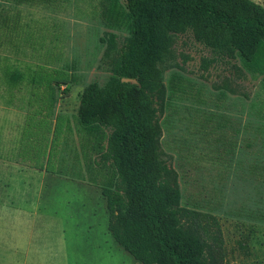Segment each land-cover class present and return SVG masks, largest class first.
I'll return each instance as SVG.
<instances>
[{
	"label": "rangeland",
	"instance_id": "374dc122",
	"mask_svg": "<svg viewBox=\"0 0 264 264\" xmlns=\"http://www.w3.org/2000/svg\"><path fill=\"white\" fill-rule=\"evenodd\" d=\"M131 31L124 0H0V264H141L108 230L110 129L77 120ZM157 66L141 108L159 130V178L180 207L218 217L225 264H264V43L251 60L219 56L187 30Z\"/></svg>",
	"mask_w": 264,
	"mask_h": 264
},
{
	"label": "trees",
	"instance_id": "16d2710c",
	"mask_svg": "<svg viewBox=\"0 0 264 264\" xmlns=\"http://www.w3.org/2000/svg\"><path fill=\"white\" fill-rule=\"evenodd\" d=\"M132 31L104 87L89 83L77 108L81 126L110 129L103 161L115 170L102 189L113 239L141 264H225L217 216L179 206L180 190L159 178V130L145 124L144 85H157V66L171 34L191 31L214 55L251 60L264 43V6L254 0H124ZM114 36L106 50L113 48ZM135 78L137 83L121 79ZM156 83H152V82ZM168 175V174H167Z\"/></svg>",
	"mask_w": 264,
	"mask_h": 264
},
{
	"label": "crops",
	"instance_id": "0c3cea01",
	"mask_svg": "<svg viewBox=\"0 0 264 264\" xmlns=\"http://www.w3.org/2000/svg\"><path fill=\"white\" fill-rule=\"evenodd\" d=\"M21 113V112H20ZM21 118H22V116H21ZM3 174H1L0 175V184L1 185H3V184H5L4 182L6 181L4 178H3ZM76 200H73V199H70V195H68V200H67V205H68V207L70 206V205H73V203L75 202ZM77 201H79V200H77ZM1 206H4V204H3V202L0 200V207ZM81 206H83V207H85V201H83V203H81ZM69 216H70V212H69ZM84 217V216H83ZM88 223V225H89V227H88V229H89V236L90 237H92V234H91V232H94L95 231V228H94V225L92 226V223L89 221V222H87Z\"/></svg>",
	"mask_w": 264,
	"mask_h": 264
},
{
	"label": "water",
	"instance_id": "95a60500",
	"mask_svg": "<svg viewBox=\"0 0 264 264\" xmlns=\"http://www.w3.org/2000/svg\"><path fill=\"white\" fill-rule=\"evenodd\" d=\"M121 80L124 81V82L137 83V80L135 78H127V77H124Z\"/></svg>",
	"mask_w": 264,
	"mask_h": 264
}]
</instances>
